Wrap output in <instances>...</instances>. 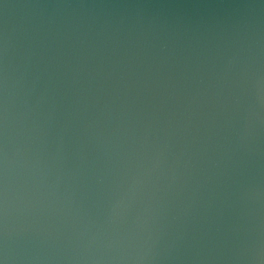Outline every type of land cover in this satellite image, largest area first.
I'll use <instances>...</instances> for the list:
<instances>
[{"label":"water","instance_id":"1","mask_svg":"<svg viewBox=\"0 0 264 264\" xmlns=\"http://www.w3.org/2000/svg\"><path fill=\"white\" fill-rule=\"evenodd\" d=\"M3 264H264V0H0Z\"/></svg>","mask_w":264,"mask_h":264},{"label":"clouds","instance_id":"2","mask_svg":"<svg viewBox=\"0 0 264 264\" xmlns=\"http://www.w3.org/2000/svg\"><path fill=\"white\" fill-rule=\"evenodd\" d=\"M0 264H3V261H0Z\"/></svg>","mask_w":264,"mask_h":264}]
</instances>
